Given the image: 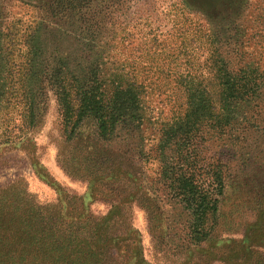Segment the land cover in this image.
<instances>
[{"label": "trees", "instance_id": "obj_1", "mask_svg": "<svg viewBox=\"0 0 264 264\" xmlns=\"http://www.w3.org/2000/svg\"><path fill=\"white\" fill-rule=\"evenodd\" d=\"M122 1L46 0L39 6L44 18L28 24L5 23L0 13V94L7 93L5 82L11 85L17 75L26 124L35 126L47 90L56 97L66 142L79 141L84 122L93 123L95 141L85 150L140 124L139 85L118 77L106 80L97 56L89 53L101 15ZM16 48L23 60L17 68L12 58ZM215 71L218 104L205 89L190 85L185 112L161 129L155 147L160 164L155 182L177 207L182 218L178 228L164 223V211L156 207L150 188L147 197L141 191L130 193L106 216L97 217L80 209L79 197L61 188L55 189L56 202L40 204L19 179L0 187V264H150L131 224L130 208L124 206L129 199L148 214L151 249L165 264H264L259 251L264 249V72L224 60ZM206 138L215 147L220 143L210 157L204 154ZM59 156L70 176L86 170L84 158ZM103 170L85 176L93 182ZM245 214H253V220L245 223ZM223 218L228 227L238 219L243 238L214 246Z\"/></svg>", "mask_w": 264, "mask_h": 264}, {"label": "rangeland", "instance_id": "obj_2", "mask_svg": "<svg viewBox=\"0 0 264 264\" xmlns=\"http://www.w3.org/2000/svg\"><path fill=\"white\" fill-rule=\"evenodd\" d=\"M43 2L0 0V13L5 23L40 21L44 18L39 7ZM101 16L90 57L97 56L95 60L100 62L101 76L106 80L118 77L139 85L140 124L132 131H119L111 141L85 150L88 143L92 145L95 141L93 123L84 122L79 141L66 142L61 112L49 90L45 109L35 126L26 124V105L19 77L14 75L11 85L8 81L4 84L5 88L10 86L7 93L0 94V187L21 179L40 204L56 202L55 189L61 188L79 197L80 209L97 217L106 216L119 203L117 200L130 193L141 191L147 197L150 188L156 207L164 211V223L178 228L181 215L155 182L160 165L155 147L160 131L185 112L190 85L205 89L218 104L220 86L215 67L219 61H227L233 67L253 65L264 72V0H123ZM14 50L12 58L14 66H18L22 51ZM5 54L10 53L5 50ZM5 141L9 143L3 144ZM219 146L220 143L215 147L206 138L204 154L212 156ZM95 149L100 151L92 153ZM219 151L226 154L225 149ZM60 152L67 159L73 154L74 158H84L81 165L86 170L70 176L60 164ZM101 167L105 170L97 172L98 177L90 182L85 174H93ZM128 173L132 174V180ZM124 206L130 208L131 224L141 236L144 259L150 264H165L157 259L162 256L151 249L154 241L146 211L137 200L129 199ZM235 210L239 207L235 206ZM229 213L227 209L224 216ZM242 217L245 223L253 220V214ZM239 222L236 219L228 227L226 218L212 244L221 246L226 241L220 240L242 239L243 226ZM228 229L231 231L227 232Z\"/></svg>", "mask_w": 264, "mask_h": 264}]
</instances>
